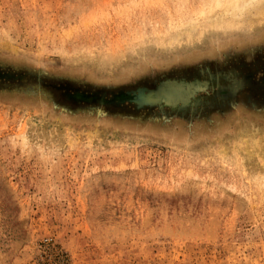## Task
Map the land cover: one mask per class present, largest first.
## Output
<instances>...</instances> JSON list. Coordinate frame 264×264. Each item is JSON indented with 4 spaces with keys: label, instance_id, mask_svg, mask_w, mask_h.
<instances>
[{
    "label": "rangeland",
    "instance_id": "374dc122",
    "mask_svg": "<svg viewBox=\"0 0 264 264\" xmlns=\"http://www.w3.org/2000/svg\"><path fill=\"white\" fill-rule=\"evenodd\" d=\"M229 6L0 0V264H264V104L238 93L208 121L63 95L258 82L264 1L233 20Z\"/></svg>",
    "mask_w": 264,
    "mask_h": 264
},
{
    "label": "bare ground",
    "instance_id": "6f19581e",
    "mask_svg": "<svg viewBox=\"0 0 264 264\" xmlns=\"http://www.w3.org/2000/svg\"><path fill=\"white\" fill-rule=\"evenodd\" d=\"M263 1L262 0H241V3H237L238 0H230V6L225 8L224 11H225V14L231 15L232 17L230 19L233 20L236 17H240L243 14V12L245 11V9H247V7H249L250 5H253L254 3H260ZM254 8H256V7H254ZM247 11H249V10L247 9ZM256 11H258L257 8H256ZM246 13H248V12H246ZM257 13H259V12H257ZM242 16H241V18H242ZM225 19H227V18L223 19V16L222 17L221 16H218V17L215 16V17L211 18V21H213L211 23L213 24L214 22H217V24H219V23H222ZM227 21H230V20H227ZM185 25H187V24L185 23ZM191 30H193V29H191ZM247 76L250 77V75H247ZM226 77H228V76H226ZM208 82L209 81H207V80H203V81L198 80L195 83L187 85V83H183V82L181 83L178 80L166 79V80L161 82L160 88L158 90H154V89L149 88L147 86H140V87H137L135 90L119 89L117 91H111V97L110 98H107V90L104 91V90L96 89V90H88L87 91L86 89L85 90L79 89L73 85H67L66 87H64L63 95L65 96V98H70L72 101H75L76 103L81 101V102H86L88 104H94V103H99L100 105L113 104V105H116L117 108H119V109H122L124 107L123 104L126 101H131L136 106V112H139L142 107L143 108L144 107L146 108V106L151 107V105H156V104H168L169 106H172V105H176L177 103H182V104L187 105V102H184L181 99V96H183L182 94L185 95V98L187 100H190L194 96L193 95L194 91H196L197 89L200 90V88L207 87ZM235 82H239V83L237 85H232V84L230 85L229 84L228 85L229 88L223 87L221 89L220 93L222 95H228V94L231 95V93L236 90L237 86L242 85V83L240 81H235ZM245 82H246V80H245ZM263 85H264V78H263ZM61 91H62V89H61ZM181 91H184V92L181 93ZM187 100H185V101H187ZM226 101H227V99H226ZM225 102H224V104H225ZM243 104L246 105L245 103H243ZM159 108H160V106H159ZM215 112H218V111H215ZM208 113L211 114L214 112H212L211 110L206 111V113L201 114V116L203 115L204 119H208V121H209L210 120V118H209L210 114H208ZM164 115H166V113ZM152 116H154V115H152ZM158 117H160V116H158Z\"/></svg>",
    "mask_w": 264,
    "mask_h": 264
},
{
    "label": "flooded vegetation",
    "instance_id": "af4514ba",
    "mask_svg": "<svg viewBox=\"0 0 264 264\" xmlns=\"http://www.w3.org/2000/svg\"><path fill=\"white\" fill-rule=\"evenodd\" d=\"M261 62L264 63V58L261 59ZM249 74L251 75L250 77L247 76L248 74H246V75H244L242 77H237V75L235 73H229V74H224V75L221 74V75H219L220 76L219 77L218 75H216L213 72L209 71V73H207V75H206V79H204V80L209 81L207 87L204 88V89L198 90L200 92L205 91V94H203L201 96L199 95V97H193L190 100H187L185 98V95L182 94L183 95V96H181L182 101L187 102V105H184L183 108H186L189 105H192V106H195V107L200 105V106H205L208 111L209 110H213L212 108H214V107L215 108L216 107L217 108L224 107V105H222V104H224L226 99H227V101L225 103H228V105H230V103L232 104L234 99L236 98V95L238 93H242V92L245 93L246 97L249 99V101L251 103L254 104L256 101H259L260 103L264 104V85H263L264 73H263L261 79L258 82L254 81L253 73H249ZM201 75L203 77V74H201ZM226 76H228V77H226ZM217 78H220V80L217 81ZM199 79H201V77ZM229 79H230V81H229ZM210 80H212L213 82L211 83ZM233 80H234V82L235 81H243L244 80V83H242L241 86L236 88V92H237L236 94H234V95H229V94L228 95H222L220 93L222 87H228V85ZM245 80H246V83H245ZM224 83H226V84L222 85ZM160 84L156 88H152V89L158 90L160 88ZM212 84H216L215 86H218L219 88L216 89V90L215 89L214 90L209 89V87ZM246 87H249L248 88L249 90ZM183 92L184 91H181V93H183ZM257 92H259V94H263V96L262 97H261V95L258 96ZM260 92H262V93H260ZM185 100H187V101H185ZM208 114H210V113H208Z\"/></svg>",
    "mask_w": 264,
    "mask_h": 264
}]
</instances>
